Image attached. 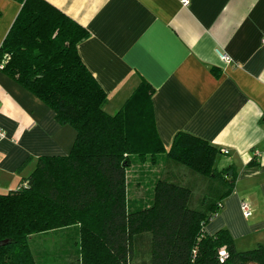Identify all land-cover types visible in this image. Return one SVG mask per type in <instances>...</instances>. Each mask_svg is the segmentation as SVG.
Masks as SVG:
<instances>
[{"label": "trees", "instance_id": "trees-1", "mask_svg": "<svg viewBox=\"0 0 264 264\" xmlns=\"http://www.w3.org/2000/svg\"><path fill=\"white\" fill-rule=\"evenodd\" d=\"M12 1L20 10L0 45V72L76 138L68 155L40 157L16 189L0 193V264H37L33 237L72 226L76 264H136L137 257L147 264H264V246L237 251L226 229L205 232L236 180L216 167L221 150L186 132L166 149L155 126L154 90L144 81L107 113V94L77 50L89 32L46 0ZM160 156L198 179L163 169L149 204L129 208L131 165Z\"/></svg>", "mask_w": 264, "mask_h": 264}, {"label": "crops", "instance_id": "crops-1", "mask_svg": "<svg viewBox=\"0 0 264 264\" xmlns=\"http://www.w3.org/2000/svg\"><path fill=\"white\" fill-rule=\"evenodd\" d=\"M46 1L89 32L77 50L107 94V113H116L144 81L154 90L155 126L166 149L186 132L228 151L216 167L235 173L234 189L205 232L226 229L237 251L264 246V0ZM19 10L0 0V45ZM0 128L3 192L16 189L40 157L68 155L76 138L2 72Z\"/></svg>", "mask_w": 264, "mask_h": 264}, {"label": "rangeland", "instance_id": "rangeland-1", "mask_svg": "<svg viewBox=\"0 0 264 264\" xmlns=\"http://www.w3.org/2000/svg\"><path fill=\"white\" fill-rule=\"evenodd\" d=\"M167 168H172L175 170L174 172H177L178 176L174 175L176 178H180L179 174L184 172L189 174V178L193 179L194 177L198 179V175L194 176L183 167L175 166L164 156H160L155 164L134 162L127 174L129 208L138 204L141 206L149 204V191L152 190L153 179L160 177L158 173ZM138 180L141 184H138ZM0 193L7 192L0 191ZM33 238L30 245L37 264H76L78 254L76 251H78L79 246L78 230L76 227L58 229L39 234ZM252 249L254 248L250 250ZM133 262L136 264H147L145 259L139 257L135 258Z\"/></svg>", "mask_w": 264, "mask_h": 264}, {"label": "built area", "instance_id": "built-area-1", "mask_svg": "<svg viewBox=\"0 0 264 264\" xmlns=\"http://www.w3.org/2000/svg\"><path fill=\"white\" fill-rule=\"evenodd\" d=\"M182 4L183 5H187L188 4V0H182ZM217 54H218V56L220 57L221 60H223L225 62H229L230 61V58L226 54L222 53L221 51L217 50ZM4 138H5V133L0 128V141L3 140ZM221 154L227 155L228 151L225 150V149H222L221 150ZM241 209L243 210L245 215L248 214V207H247V205L245 203L241 204ZM221 257H224V252L223 251L221 252Z\"/></svg>", "mask_w": 264, "mask_h": 264}, {"label": "water", "instance_id": "water-1", "mask_svg": "<svg viewBox=\"0 0 264 264\" xmlns=\"http://www.w3.org/2000/svg\"><path fill=\"white\" fill-rule=\"evenodd\" d=\"M3 243H6V241H4Z\"/></svg>", "mask_w": 264, "mask_h": 264}]
</instances>
